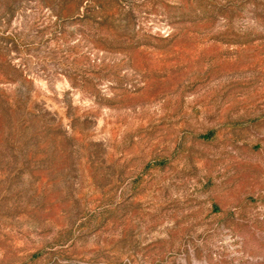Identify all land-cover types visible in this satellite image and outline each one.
<instances>
[{
    "label": "rangeland",
    "instance_id": "374dc122",
    "mask_svg": "<svg viewBox=\"0 0 264 264\" xmlns=\"http://www.w3.org/2000/svg\"><path fill=\"white\" fill-rule=\"evenodd\" d=\"M0 264H264V0H0Z\"/></svg>",
    "mask_w": 264,
    "mask_h": 264
}]
</instances>
